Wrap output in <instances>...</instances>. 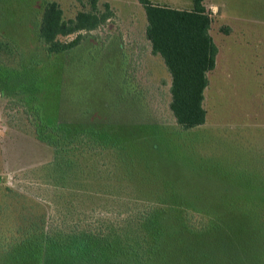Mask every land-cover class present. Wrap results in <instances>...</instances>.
<instances>
[{"label":"rangeland","instance_id":"374dc122","mask_svg":"<svg viewBox=\"0 0 264 264\" xmlns=\"http://www.w3.org/2000/svg\"><path fill=\"white\" fill-rule=\"evenodd\" d=\"M49 2L66 20L94 6L111 15L73 51L48 55L39 34ZM204 4L216 67L206 122L186 130L170 109L171 74L152 53L139 0H0V264H178L166 247L180 232L226 237L211 264H264V0ZM23 197L41 203L61 239L14 254L29 218L23 205L31 206ZM100 226L118 231L113 246L71 258L90 252L79 246L90 247L86 234ZM127 226L142 237L119 241ZM144 234L145 247H125Z\"/></svg>","mask_w":264,"mask_h":264},{"label":"trees","instance_id":"16d2710c","mask_svg":"<svg viewBox=\"0 0 264 264\" xmlns=\"http://www.w3.org/2000/svg\"><path fill=\"white\" fill-rule=\"evenodd\" d=\"M205 1L193 0L191 9H178L168 5L155 4L151 0H139L146 11L148 22L146 35L151 42L152 53L162 56L171 74L170 92L172 100L170 109L177 123L186 130L196 128L206 122L204 100L205 91L209 85L208 74L216 67L218 47L210 34L212 16L211 12L206 9ZM106 8V13L99 14L95 10L97 7L94 6L91 11H80L75 18L66 20L64 12L57 2L47 3L39 34L40 43L46 53L59 55L76 49L84 39L82 32L95 30L110 17L109 6L106 5ZM72 35H76V37L71 40L61 39ZM3 45L7 46L5 43ZM86 131H90L91 134L94 130L88 129ZM82 133H85V130ZM88 146V151L91 152L98 145L90 140ZM77 160L79 161V158ZM77 160H70L68 166L70 168L77 166ZM23 198L31 202L27 203L31 206L28 209L26 204L23 205V210L28 211L29 218H27L26 223L21 225L22 227L27 225L21 231L22 235L16 239V243H13L14 254L23 250L32 252L38 248L47 249L45 247L51 242L54 243L61 239V237H57L58 233L55 230L57 227L54 220L49 222L42 216L41 203L28 200L26 197ZM19 229L22 228L19 227ZM94 230L92 228L86 234L91 239L90 247L82 246L83 244L79 246L80 249L83 247L90 248V252H79V254L72 252L71 258L94 257L95 255L91 253L93 244L102 245L104 242L109 247L113 246L117 237V230L106 227L104 232L102 226L96 232ZM135 230L131 229L130 232L127 226V229L123 230L124 234L119 236V241L122 240L123 236L129 237L130 235L133 237L136 234L137 237H142L141 234L135 233ZM202 235L200 233L184 234L180 232L174 235L172 245L166 248L173 251L174 257L179 259L178 264L215 263L218 253L225 252L230 243L227 242L225 236L219 238L215 235V240H211L210 237ZM145 238L144 234L143 242L139 244L128 241L125 243V247L130 251L136 246L145 247ZM161 239H158V248L161 246ZM249 248L250 252H253L252 256L261 257V252L255 250L252 241ZM225 259H227L226 254Z\"/></svg>","mask_w":264,"mask_h":264},{"label":"crops","instance_id":"0c3cea01","mask_svg":"<svg viewBox=\"0 0 264 264\" xmlns=\"http://www.w3.org/2000/svg\"><path fill=\"white\" fill-rule=\"evenodd\" d=\"M234 17V16H233ZM241 17H243L244 18V16H241V15H237V19H241ZM247 17V16H246ZM247 19V18H246ZM230 30H231V28H230ZM247 31L250 33V29H248L247 28ZM210 34H211V28H210ZM212 36V35H211ZM212 38H213V36H212Z\"/></svg>","mask_w":264,"mask_h":264}]
</instances>
